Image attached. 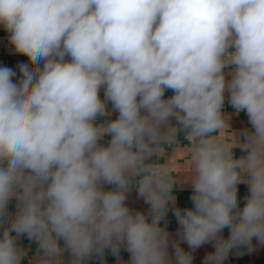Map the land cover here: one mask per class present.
Here are the masks:
<instances>
[{
  "label": "clouds",
  "instance_id": "9594fccd",
  "mask_svg": "<svg viewBox=\"0 0 264 264\" xmlns=\"http://www.w3.org/2000/svg\"><path fill=\"white\" fill-rule=\"evenodd\" d=\"M0 26L31 65L16 82L0 67V264H21L22 236L35 264L122 247L130 264H173L170 209L190 249L214 242L205 264L264 245V0H0ZM226 94L251 130L232 131ZM109 102L117 118L97 123ZM181 184L192 208L175 207ZM132 189L148 215L125 203ZM172 247L175 264H193Z\"/></svg>",
  "mask_w": 264,
  "mask_h": 264
},
{
  "label": "crops",
  "instance_id": "0c3cea01",
  "mask_svg": "<svg viewBox=\"0 0 264 264\" xmlns=\"http://www.w3.org/2000/svg\"><path fill=\"white\" fill-rule=\"evenodd\" d=\"M20 64H29L30 61L24 55L17 54L14 50L13 45L9 41V33L0 26V67H9L16 72V77L13 82H16L21 74L19 71ZM31 66V65H30ZM42 67V64H41ZM227 73V69L225 70ZM230 78V77H229ZM101 98H103V90H101ZM173 95L171 90L165 92V98ZM107 109L110 115L100 117L97 120V123H105L117 118L118 113L113 109L112 104L109 102L107 104ZM223 112L229 117V125L233 132L238 135L242 133L245 129L251 130V125L249 123L248 117L244 112L239 114L235 113V110L231 107L228 97L226 94V99L223 107ZM175 124V120L172 121ZM242 138V137H241ZM111 139L110 136H105L100 143L107 145L108 141ZM181 140L183 137L181 135ZM234 155L239 158L243 155V152L240 148L234 149ZM172 163L174 164L177 171L181 170V167L184 164V153L181 149H177L175 153L171 156ZM105 190H110L112 186L104 185ZM192 194L190 184H181L179 188L175 191L174 195L176 196L175 207L181 209L192 208L193 203L190 199ZM249 194L248 185L242 183L238 185V206L242 209L245 204V198ZM127 206L133 211H141L146 215L149 214L150 205L147 204L144 198L140 197L135 189H132L125 201ZM17 212V201L13 199L8 206L9 216L12 217ZM8 222H5L3 227H7ZM161 226L165 227L166 231L169 234V256L172 259L173 264H175V253L174 248L172 247L173 243L179 244V246L187 252H191L193 256V264H205V258L215 252L214 242L205 243L200 246L198 249H190L188 244L180 236V225L176 216L174 215L173 210H169L164 220L161 222ZM2 231V228H0ZM15 235V233H13ZM221 235L227 239L230 235V230L225 228ZM18 243L25 250V258L22 260L21 264H35V261L39 255L38 247L33 240H29L26 236L19 238ZM62 243V242H61ZM253 245L255 250L249 252L247 248H234L228 255L227 259L224 260L223 264H264V245H260L255 238L253 239ZM64 264H68L71 260V257L68 254H65L63 257ZM87 264H130V254L127 250L122 247L119 253V256H115L111 253L110 250H106L103 260L98 257H92L87 261Z\"/></svg>",
  "mask_w": 264,
  "mask_h": 264
},
{
  "label": "built area",
  "instance_id": "2783aa9c",
  "mask_svg": "<svg viewBox=\"0 0 264 264\" xmlns=\"http://www.w3.org/2000/svg\"><path fill=\"white\" fill-rule=\"evenodd\" d=\"M68 264H70V261H69V263Z\"/></svg>",
  "mask_w": 264,
  "mask_h": 264
}]
</instances>
